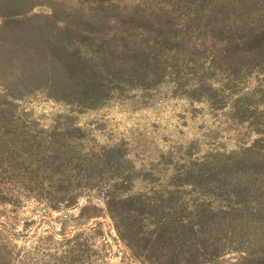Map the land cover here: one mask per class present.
Returning <instances> with one entry per match:
<instances>
[{
	"label": "rangeland",
	"instance_id": "374dc122",
	"mask_svg": "<svg viewBox=\"0 0 264 264\" xmlns=\"http://www.w3.org/2000/svg\"><path fill=\"white\" fill-rule=\"evenodd\" d=\"M65 250L264 264V0H0V264Z\"/></svg>",
	"mask_w": 264,
	"mask_h": 264
},
{
	"label": "trees",
	"instance_id": "16d2710c",
	"mask_svg": "<svg viewBox=\"0 0 264 264\" xmlns=\"http://www.w3.org/2000/svg\"><path fill=\"white\" fill-rule=\"evenodd\" d=\"M70 205V204H69ZM80 256L79 252L73 250H65L62 254V260L55 264H85V260L78 258Z\"/></svg>",
	"mask_w": 264,
	"mask_h": 264
}]
</instances>
